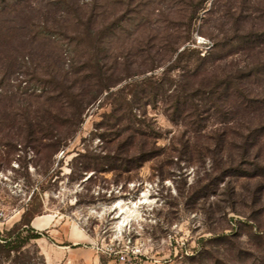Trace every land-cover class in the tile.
Instances as JSON below:
<instances>
[{"label":"rangeland","instance_id":"rangeland-1","mask_svg":"<svg viewBox=\"0 0 264 264\" xmlns=\"http://www.w3.org/2000/svg\"><path fill=\"white\" fill-rule=\"evenodd\" d=\"M40 186L0 264H264V0H0V234Z\"/></svg>","mask_w":264,"mask_h":264},{"label":"trees","instance_id":"trees-1","mask_svg":"<svg viewBox=\"0 0 264 264\" xmlns=\"http://www.w3.org/2000/svg\"><path fill=\"white\" fill-rule=\"evenodd\" d=\"M77 116H69L66 118V122H70L78 119ZM119 120V118H116ZM50 124L48 120H43L42 122H37V127L34 129L28 126L23 134H17L16 137H20L21 139L15 140V144L10 145L12 149H16L17 146L21 144L24 147H30L34 151H38V145L43 147H54L58 142L59 136H54L53 133L49 129H43V126L40 124ZM68 135V134H67ZM133 136H130V139ZM67 139L66 134L63 135V140ZM129 139L126 138V140ZM133 139V138H132ZM9 146V145H8ZM140 146V145H139ZM18 148V149H19ZM58 149V148H57ZM56 151V150H55ZM120 153L123 155L127 163L130 165H137L138 167L143 164V162L147 161L150 155L148 150H145L141 146L133 149L132 143L129 146L122 144L120 148ZM132 166H128L126 171H131ZM84 171L87 170H95L94 166H85L83 167ZM43 191V188L40 186L38 190H33L32 194L28 198L27 201H22L20 206L23 209L21 219L19 222L15 223L9 230H4L0 234V258L11 260V262H16L18 254H21V249L23 246L31 240H36L40 238V234H38L32 227L31 222L37 217L41 216L42 211V203L36 201L38 200L39 192ZM13 255V256H12ZM13 258V259H12Z\"/></svg>","mask_w":264,"mask_h":264},{"label":"crops","instance_id":"crops-1","mask_svg":"<svg viewBox=\"0 0 264 264\" xmlns=\"http://www.w3.org/2000/svg\"><path fill=\"white\" fill-rule=\"evenodd\" d=\"M35 221H36V219L32 220V222H31V227H32L33 229H34L33 224L35 223Z\"/></svg>","mask_w":264,"mask_h":264}]
</instances>
